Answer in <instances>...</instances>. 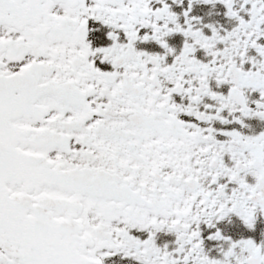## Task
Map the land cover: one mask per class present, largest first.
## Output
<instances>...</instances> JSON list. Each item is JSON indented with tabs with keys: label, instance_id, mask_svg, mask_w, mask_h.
Masks as SVG:
<instances>
[{
	"label": "snow or ice",
	"instance_id": "6c2138e0",
	"mask_svg": "<svg viewBox=\"0 0 264 264\" xmlns=\"http://www.w3.org/2000/svg\"><path fill=\"white\" fill-rule=\"evenodd\" d=\"M0 264H264V0H0Z\"/></svg>",
	"mask_w": 264,
	"mask_h": 264
}]
</instances>
